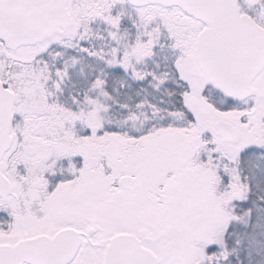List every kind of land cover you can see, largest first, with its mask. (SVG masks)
Returning <instances> with one entry per match:
<instances>
[{
    "label": "snow or ice",
    "instance_id": "1",
    "mask_svg": "<svg viewBox=\"0 0 264 264\" xmlns=\"http://www.w3.org/2000/svg\"><path fill=\"white\" fill-rule=\"evenodd\" d=\"M0 264H264V0H0Z\"/></svg>",
    "mask_w": 264,
    "mask_h": 264
}]
</instances>
